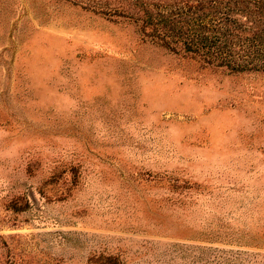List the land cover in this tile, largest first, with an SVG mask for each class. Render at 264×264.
Returning a JSON list of instances; mask_svg holds the SVG:
<instances>
[{
  "label": "rangeland",
  "instance_id": "1",
  "mask_svg": "<svg viewBox=\"0 0 264 264\" xmlns=\"http://www.w3.org/2000/svg\"><path fill=\"white\" fill-rule=\"evenodd\" d=\"M145 14L0 0V264H264V73Z\"/></svg>",
  "mask_w": 264,
  "mask_h": 264
},
{
  "label": "trees",
  "instance_id": "2",
  "mask_svg": "<svg viewBox=\"0 0 264 264\" xmlns=\"http://www.w3.org/2000/svg\"><path fill=\"white\" fill-rule=\"evenodd\" d=\"M146 8L144 26L163 23L148 34L160 45L177 52L178 46L204 64L231 72L264 73V0H140ZM108 5V4H107ZM108 7V6H106ZM110 17L132 13L123 8H98Z\"/></svg>",
  "mask_w": 264,
  "mask_h": 264
}]
</instances>
